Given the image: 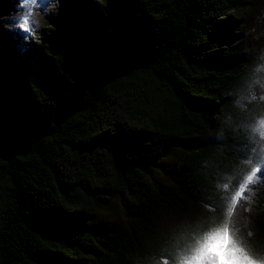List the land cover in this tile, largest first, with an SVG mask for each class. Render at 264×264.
Instances as JSON below:
<instances>
[{
    "label": "trees",
    "instance_id": "16d2710c",
    "mask_svg": "<svg viewBox=\"0 0 264 264\" xmlns=\"http://www.w3.org/2000/svg\"><path fill=\"white\" fill-rule=\"evenodd\" d=\"M250 2L80 7L23 67L0 64V264H159L231 193L264 252V180L239 200L264 105L244 102ZM130 31L142 54L113 63Z\"/></svg>",
    "mask_w": 264,
    "mask_h": 264
},
{
    "label": "rangeland",
    "instance_id": "374dc122",
    "mask_svg": "<svg viewBox=\"0 0 264 264\" xmlns=\"http://www.w3.org/2000/svg\"><path fill=\"white\" fill-rule=\"evenodd\" d=\"M44 0H20V4L15 6L14 0H0V40L3 42V59L2 66H12L21 68L25 65L27 55L31 52L37 51L44 46L45 41L51 36L56 28L78 8L83 7L90 10L94 16L101 17L106 12L108 5H114L118 8H126L134 0H48L51 3L52 9H58L57 15H50L52 17L44 18L41 14L46 10ZM43 4V5H42ZM17 8V9H15ZM37 13L39 15L37 16ZM29 17V30L22 38L21 43L29 44L27 50L16 51V47L12 45L9 40V35L14 33H24V17ZM240 28L237 33L242 35V48L248 56L251 63L252 71L250 76L246 77L250 81L249 87L252 91L259 93L261 90L258 86L253 87L254 80L258 74L264 77V73L257 71V65L264 64V0H251L249 4L244 6L241 13ZM38 19L39 27L35 28L34 23ZM251 95V93H250ZM250 95L244 99L245 103H252L255 100H250ZM264 100H260V103ZM262 111L257 115V118L264 116V105L261 106ZM253 137L257 139L259 153L251 159L244 169L239 174L243 180L240 186L247 180V176L252 169L255 168L257 161L264 159V152L261 150L264 141H261L254 133ZM177 153V152H176ZM176 153L172 155V160L162 162L160 171L163 168H170L176 162ZM174 162V163H173ZM157 178L161 175L157 174ZM105 213L100 215L99 219L104 220Z\"/></svg>",
    "mask_w": 264,
    "mask_h": 264
},
{
    "label": "clouds",
    "instance_id": "9594fccd",
    "mask_svg": "<svg viewBox=\"0 0 264 264\" xmlns=\"http://www.w3.org/2000/svg\"><path fill=\"white\" fill-rule=\"evenodd\" d=\"M34 27H39L38 19ZM257 71L264 73V64L257 65ZM255 86L261 91H252L249 99L264 100V77H256ZM251 131L264 141V116L256 119ZM261 150L264 152V144ZM234 196H226L219 211L208 206L205 214L186 222L159 264H264V252L256 251L248 242L253 232L248 229L244 233L247 220L237 210Z\"/></svg>",
    "mask_w": 264,
    "mask_h": 264
},
{
    "label": "snow or ice",
    "instance_id": "6c2138e0",
    "mask_svg": "<svg viewBox=\"0 0 264 264\" xmlns=\"http://www.w3.org/2000/svg\"><path fill=\"white\" fill-rule=\"evenodd\" d=\"M34 2L35 0H33V3ZM122 2H126V0H122ZM23 19L25 22L22 27L25 31L22 35H26L29 30V17L25 16ZM145 45L146 41L141 35L135 31H130L122 44L111 53V61L113 63H121L127 61L128 59L136 58L142 54ZM2 59L3 42L0 40V63H2ZM261 180H264V159L257 161L255 168L252 169L250 174L247 176V180L239 200L250 201L251 196L255 195L251 186L257 184V182ZM249 193L251 195H249Z\"/></svg>",
    "mask_w": 264,
    "mask_h": 264
},
{
    "label": "bare ground",
    "instance_id": "6f19581e",
    "mask_svg": "<svg viewBox=\"0 0 264 264\" xmlns=\"http://www.w3.org/2000/svg\"><path fill=\"white\" fill-rule=\"evenodd\" d=\"M14 2H15V6H17L18 4H20V0H14ZM43 2L45 3L46 10L43 11L41 15L44 18H48L50 15H52V16L57 15L58 9H52V8H50L51 7L50 6L51 3H49L48 0H44ZM15 9H17V8H15ZM52 16H50V17H52ZM8 35H9L10 42L12 43V45L14 47H16V51L21 50L20 46H23V50H27L29 44H27V43H21L20 44V42H22V38L24 36H26V35H22V33H14V34L8 33Z\"/></svg>",
    "mask_w": 264,
    "mask_h": 264
}]
</instances>
